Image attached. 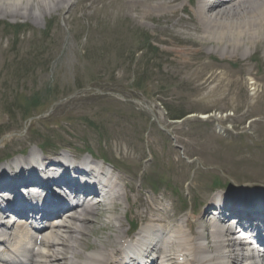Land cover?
<instances>
[{
    "label": "rangeland",
    "instance_id": "rangeland-1",
    "mask_svg": "<svg viewBox=\"0 0 264 264\" xmlns=\"http://www.w3.org/2000/svg\"><path fill=\"white\" fill-rule=\"evenodd\" d=\"M167 1L0 6V161L91 153L132 183L128 205L162 193L182 219L216 181L264 183V40L201 38L196 1H175V16ZM96 211L89 252L128 227L122 205Z\"/></svg>",
    "mask_w": 264,
    "mask_h": 264
},
{
    "label": "bare ground",
    "instance_id": "bare-ground-1",
    "mask_svg": "<svg viewBox=\"0 0 264 264\" xmlns=\"http://www.w3.org/2000/svg\"><path fill=\"white\" fill-rule=\"evenodd\" d=\"M66 1L49 0V3L54 2L56 5L55 10H59L64 8ZM175 1L177 0L167 1L168 9L170 8V13L174 16L177 11ZM33 2H38L37 8L44 11V13L46 12L44 0H0V6L8 14H14H9V16L24 17L25 15H30L31 8H34V6H31ZM9 6H14V8L12 9ZM0 11L3 12L2 10ZM193 19L198 22L191 24V26L193 29L203 32L201 38H209L216 41L229 38L230 41L228 43L235 46L238 41L245 39L249 43L251 41L264 40V0H198L195 15L190 21ZM253 37L255 39H252ZM58 156L60 159L67 161L75 159V156L68 154L67 151H62ZM78 158L87 160L97 170L96 174L98 177L104 173L106 168L105 161L99 162L95 160L96 158L92 157L91 159L90 156ZM60 159H45L43 155L37 157L35 153L30 151L27 157L13 159L10 161L9 166H0V186L4 185L18 192L17 185L25 183V179L34 175V172L40 173L38 175L40 180L47 182L52 180L72 182L77 178L75 175L70 176V172L76 169L74 168V162H72V167L64 166ZM37 160H40V162L45 160L46 163L40 165L36 162ZM49 163L55 164L60 168L62 175H52V173H49L48 167L45 168L46 172H48L47 175L42 167L45 164L49 165ZM119 175L113 174L104 182L108 195L106 202L109 204L105 208L106 211L115 210L117 203L122 200L123 192L118 189L119 185L123 188H131L132 186L130 181H124ZM72 185H75V183H72ZM227 195L239 197L243 203L240 205L237 203L231 205L226 203L227 207L225 206L224 211H229V214L233 213V211L236 212L244 221L248 222L246 225L248 228L251 226H263L264 210L255 213L251 207L258 203L260 208H264V197L256 198L254 196L255 199H252L251 194L244 192L235 193L234 190H229L223 196L221 195L217 198L226 197L227 199ZM16 198V201L22 200L21 196H16ZM159 200L157 197L144 198L139 194L138 198L131 201V206L129 207L132 211V216L135 209H141V212L137 213V215L143 221L144 226L140 229L139 234L140 232H145V237H147L144 242L132 247L133 250L128 254V258H125L127 255L125 257L121 255L119 249V244L128 231L121 230L120 223L116 224L115 227L118 234L113 237L114 239L109 238L110 246L103 242L93 252L87 251L89 246L85 243V240H87L86 236L91 234V232L96 233L92 229L94 225L91 227V224L97 219L96 207L105 203L102 200L99 203L87 201L82 210L73 211L63 218L60 217L58 222L53 221L50 226L36 231L34 235L21 228L15 232V235H9L7 238H3L0 235V248L4 247L0 249V264H121L127 262L131 256L140 258L142 264H247L244 259H249L250 256L248 254L247 256L243 255V252H241L243 248L235 245L237 240H231L230 230L228 229L227 231L225 226L221 225L220 230H214L213 225L208 224L211 228L206 233V237H203L204 235L201 232L192 231L193 224L195 225L196 223L193 220L186 219L185 226L190 230L187 231L175 217L169 215L166 209L162 207L158 209L156 207ZM225 202L230 203L232 201L226 200ZM244 204H247V207ZM45 205L43 212L48 215L45 219H48L50 214L54 212V203L48 201ZM236 206L244 207L245 209L251 208L253 211L240 210ZM208 209L207 206L203 212H207ZM201 215L203 214L200 213ZM114 219L117 220V223L119 222L117 216ZM12 227L11 225L10 230H15ZM39 236L40 238H38ZM158 246L159 248L156 250ZM116 256L121 259L116 258ZM179 256L183 257L182 261L177 260ZM135 260L133 258L130 263ZM248 264L254 263L249 261Z\"/></svg>",
    "mask_w": 264,
    "mask_h": 264
}]
</instances>
